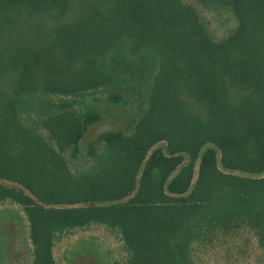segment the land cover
I'll return each instance as SVG.
<instances>
[{"label": "trees", "instance_id": "trees-1", "mask_svg": "<svg viewBox=\"0 0 264 264\" xmlns=\"http://www.w3.org/2000/svg\"><path fill=\"white\" fill-rule=\"evenodd\" d=\"M231 14L212 38L188 2ZM131 105L125 130L79 142ZM21 208L30 264L92 225L125 264H195L250 231L264 264V0H0V205Z\"/></svg>", "mask_w": 264, "mask_h": 264}, {"label": "rangeland", "instance_id": "rangeland-1", "mask_svg": "<svg viewBox=\"0 0 264 264\" xmlns=\"http://www.w3.org/2000/svg\"><path fill=\"white\" fill-rule=\"evenodd\" d=\"M188 2L207 24L213 39L220 40L236 28L237 22L231 14L203 8L195 1ZM74 103L76 109L93 105L107 115L105 120L88 127L79 142L81 153L100 134L125 130L136 114L131 105L96 103L90 99H77ZM260 254L254 235L241 230L212 246L198 247L193 260L195 264H258ZM54 256L58 264H125L126 252L114 232L92 225L62 236L55 245ZM30 260L27 221L21 208L10 203L0 205V264H30Z\"/></svg>", "mask_w": 264, "mask_h": 264}]
</instances>
